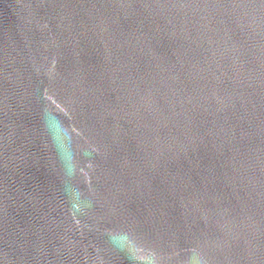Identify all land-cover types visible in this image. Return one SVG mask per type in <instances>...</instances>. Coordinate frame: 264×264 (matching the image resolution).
Instances as JSON below:
<instances>
[{"label":"water","instance_id":"95a60500","mask_svg":"<svg viewBox=\"0 0 264 264\" xmlns=\"http://www.w3.org/2000/svg\"><path fill=\"white\" fill-rule=\"evenodd\" d=\"M0 264H264V0H0Z\"/></svg>","mask_w":264,"mask_h":264}]
</instances>
